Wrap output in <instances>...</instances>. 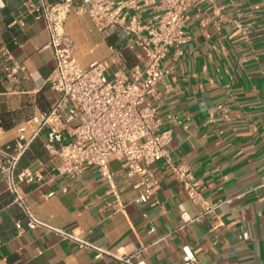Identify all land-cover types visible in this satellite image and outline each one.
<instances>
[{
    "label": "crops",
    "instance_id": "obj_1",
    "mask_svg": "<svg viewBox=\"0 0 264 264\" xmlns=\"http://www.w3.org/2000/svg\"><path fill=\"white\" fill-rule=\"evenodd\" d=\"M3 3L0 49H8L27 74L0 82V144L12 142L18 127L57 96L42 82L54 66L43 20L35 19L26 0ZM63 30L82 67L107 59L111 73L138 62L137 52L124 46L126 38L104 36L77 6ZM184 32L182 54L176 62L167 56L164 66L172 62L173 68L152 99L162 127L172 129L169 160L150 165L158 180L153 198L136 202L138 177H127L114 159L109 170L119 208L95 167L79 178L58 174L56 159L35 139L17 166L42 177L20 185L32 211L105 253L96 256L93 248L49 228L19 231L15 224L24 214L0 176V264H123L116 256L136 252L142 264H185L186 253L197 264H264V185L258 187L264 182V0L204 2L190 11ZM112 45L122 47V57ZM169 161L191 170L204 204L192 201ZM51 190L56 193L44 197ZM219 202L201 220L182 224L183 211L195 216Z\"/></svg>",
    "mask_w": 264,
    "mask_h": 264
},
{
    "label": "built area",
    "instance_id": "obj_2",
    "mask_svg": "<svg viewBox=\"0 0 264 264\" xmlns=\"http://www.w3.org/2000/svg\"><path fill=\"white\" fill-rule=\"evenodd\" d=\"M207 1L211 0H26L29 11L36 20H43L48 32L46 47L52 52L54 66L42 82L57 96L48 109L32 114L18 127L12 142L0 144V176L24 214L23 222L15 224L19 231L49 228L80 246L93 248L96 256L105 253L80 235L50 226L32 211L20 185L42 177L28 170L18 172L17 166L35 139H41L44 149L56 159L54 170L58 174L79 178L86 169L95 167L109 182L119 208L114 176L109 170V162L114 159L123 164L127 177H138L133 184L140 190L135 201L143 203L153 198L158 180L150 165L169 160L172 129L162 127L152 99L159 83L171 72L172 62L182 54L190 11L198 10ZM3 2L0 0V5ZM75 6L88 14L104 36L117 33L126 38L124 46L137 52L138 62L125 69L115 66L111 73L107 59L82 67L74 57V42L63 30V23ZM110 48L122 57V47ZM169 54L172 62L166 67ZM26 74L24 64L16 61L8 49H0V82H18ZM169 164L192 201L204 204L191 170L186 165ZM263 185L264 182L258 187ZM55 193L51 190L44 197ZM219 205L220 202L205 207L195 216L183 211L182 224L201 220ZM242 238H247V234L243 233ZM137 254L116 259L123 264H142L136 259ZM184 263L197 264V259L186 253Z\"/></svg>",
    "mask_w": 264,
    "mask_h": 264
}]
</instances>
